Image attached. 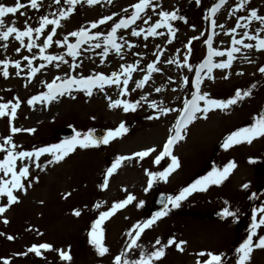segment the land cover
<instances>
[{"label":"rangeland","instance_id":"rangeland-1","mask_svg":"<svg viewBox=\"0 0 264 264\" xmlns=\"http://www.w3.org/2000/svg\"><path fill=\"white\" fill-rule=\"evenodd\" d=\"M131 1L155 14L113 29ZM215 1L0 0V255L50 245L3 264H56L58 244L72 251L62 264H264V135L251 134L264 132V9L226 30L206 16ZM190 98L212 113L165 151L180 135L168 124L194 117ZM66 125L75 136L62 143ZM92 129L111 142L94 145ZM157 190L170 203L147 217ZM166 235L185 244L178 263Z\"/></svg>","mask_w":264,"mask_h":264},{"label":"water","instance_id":"water-1","mask_svg":"<svg viewBox=\"0 0 264 264\" xmlns=\"http://www.w3.org/2000/svg\"><path fill=\"white\" fill-rule=\"evenodd\" d=\"M92 137L94 139H97V141L101 142V138H103V131H96V132H92ZM64 136V135H69V132L65 129L63 131L60 132V134L58 136ZM167 201V198L161 194L156 195V197L153 199L152 202V206H151V212L152 213H156L160 210H162L165 207V203Z\"/></svg>","mask_w":264,"mask_h":264}]
</instances>
